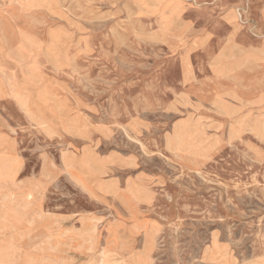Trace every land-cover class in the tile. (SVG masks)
<instances>
[{"label":"rangeland","instance_id":"rangeland-1","mask_svg":"<svg viewBox=\"0 0 264 264\" xmlns=\"http://www.w3.org/2000/svg\"><path fill=\"white\" fill-rule=\"evenodd\" d=\"M264 264V0H0V264Z\"/></svg>","mask_w":264,"mask_h":264},{"label":"bare ground","instance_id":"bare-ground-1","mask_svg":"<svg viewBox=\"0 0 264 264\" xmlns=\"http://www.w3.org/2000/svg\"><path fill=\"white\" fill-rule=\"evenodd\" d=\"M109 253L108 252H103L102 256L100 257V259L97 261V264H109L108 262V257H109Z\"/></svg>","mask_w":264,"mask_h":264}]
</instances>
